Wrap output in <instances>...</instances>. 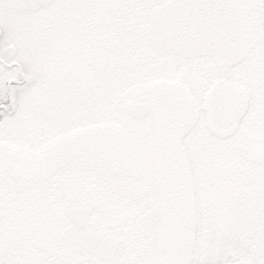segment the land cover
Here are the masks:
<instances>
[{
  "label": "snow or ice",
  "instance_id": "snow-or-ice-1",
  "mask_svg": "<svg viewBox=\"0 0 264 264\" xmlns=\"http://www.w3.org/2000/svg\"><path fill=\"white\" fill-rule=\"evenodd\" d=\"M0 264H264V0H0Z\"/></svg>",
  "mask_w": 264,
  "mask_h": 264
}]
</instances>
